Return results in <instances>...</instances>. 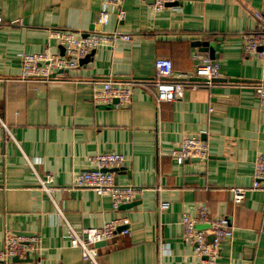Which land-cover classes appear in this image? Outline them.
I'll return each instance as SVG.
<instances>
[{"label":"crops","instance_id":"obj_1","mask_svg":"<svg viewBox=\"0 0 264 264\" xmlns=\"http://www.w3.org/2000/svg\"><path fill=\"white\" fill-rule=\"evenodd\" d=\"M120 8L124 20L114 9L100 27L102 0H0V121L7 127H0V250L9 230L40 239L38 264H91L71 247L67 225L82 233L128 220L130 235L118 232L98 247L99 264H198L183 241L182 220L205 206L233 229L217 264H264V193L250 191L242 204L232 194L252 186L264 154V103L254 92L264 84V60L243 52L245 37L260 30L264 0H178L159 14L150 0H121ZM59 30L83 37L118 32L131 40L92 51L78 70L61 72L65 81L22 80L20 54L64 55L51 38ZM195 53L218 63L221 77L212 88H187L181 99L159 103L157 59H170L176 74H192ZM109 79L141 83L128 106L93 103L94 83ZM196 136L208 159L176 162L173 150ZM106 153L126 158L114 172L117 184L145 190L131 208L115 210L110 197L90 190L50 198L41 189L39 179L69 189L77 174L94 169L92 158ZM196 228L209 232L204 223Z\"/></svg>","mask_w":264,"mask_h":264},{"label":"built area","instance_id":"obj_2","mask_svg":"<svg viewBox=\"0 0 264 264\" xmlns=\"http://www.w3.org/2000/svg\"><path fill=\"white\" fill-rule=\"evenodd\" d=\"M178 0H150L151 9L159 14L164 12L171 4ZM121 0H102V10L97 24L105 27L109 24L110 15L118 11V20L122 21L125 11L120 8ZM115 9V10H114ZM256 17L263 22L260 30L256 33H249L245 37L243 52L248 57L264 60V17L257 14ZM51 38L57 40L64 48V55L44 50L38 54H20L22 65V80L50 84L65 81L61 72H72L80 68L81 61L92 51L101 46L114 45L120 41H130L129 35L118 32L105 34L102 32L93 33L86 37L78 36L71 31H54ZM193 59L197 65L192 74H176L173 63L170 59L159 58L156 61V99L161 102H174L183 97L187 88L198 90L200 88H212L215 81L221 77V70L218 63L210 57L195 53ZM194 79H201L195 82ZM138 82H123L121 80L97 81L94 83L95 91L93 103L97 106H114L123 108L128 106L133 97L134 88L139 87ZM254 92L262 103H264V84L254 87ZM117 100L118 104H115ZM213 112V109L211 110ZM0 127L7 131L6 125L0 121ZM209 152L206 142L199 136L186 137L180 145L173 150L171 157L179 164L186 160L208 159ZM93 159L94 169H88L77 174L70 188L65 190L54 186L52 180H41L39 184L42 190L53 198L57 192H70L76 190H90L99 196H108L113 202V207L118 210L120 207L134 202L145 191L132 185H120L116 183L113 170L119 169L126 163L123 155L115 153L100 154ZM107 170V171H104ZM254 182L250 188H236L232 190L235 203L242 204L245 196L250 191H261L264 193V154L259 156L255 162ZM169 204L163 203L160 209L167 210ZM66 221V219L62 216ZM204 223L209 226V232L197 230V224ZM128 220H114L106 223L102 228L86 229L78 233L72 226H68V238L72 248L79 249L82 258L91 264H99V250L97 245L112 243L118 230L122 228V236L130 235ZM184 239L183 241L193 246L196 256L201 261L198 264H217L220 246L222 242L231 240L233 229L230 222L225 219L213 218L205 206H201L193 217L191 214H184L182 220ZM208 235L213 239L208 240ZM40 239L37 236L25 237L14 232L6 231L4 236V247L0 250V264H38L40 256Z\"/></svg>","mask_w":264,"mask_h":264},{"label":"water","instance_id":"obj_3","mask_svg":"<svg viewBox=\"0 0 264 264\" xmlns=\"http://www.w3.org/2000/svg\"><path fill=\"white\" fill-rule=\"evenodd\" d=\"M194 46L195 47H198V48H201L202 47V43L201 42H195L194 43ZM202 51L204 50L205 52H208V48H202L201 49ZM82 62H88V59H84ZM193 81H195V82H201L202 80L201 79H194ZM115 103H118L117 102V100L115 101ZM117 171V169L116 170H113V172H116ZM134 204H132V205H127V206H123V208L122 209H127V208H131L132 206H133ZM122 230V228H120L119 230H118V232H120ZM103 245H106L105 243H102V244H98L97 245V247H101V246H103Z\"/></svg>","mask_w":264,"mask_h":264},{"label":"trees","instance_id":"obj_4","mask_svg":"<svg viewBox=\"0 0 264 264\" xmlns=\"http://www.w3.org/2000/svg\"><path fill=\"white\" fill-rule=\"evenodd\" d=\"M262 24H263V22L262 21H260V25L262 26ZM174 68V67H173Z\"/></svg>","mask_w":264,"mask_h":264},{"label":"rangeland","instance_id":"obj_5","mask_svg":"<svg viewBox=\"0 0 264 264\" xmlns=\"http://www.w3.org/2000/svg\"><path fill=\"white\" fill-rule=\"evenodd\" d=\"M104 171H107V170H104ZM127 205H129V204H127ZM127 205H125V206H127ZM96 230H98V229H96Z\"/></svg>","mask_w":264,"mask_h":264}]
</instances>
